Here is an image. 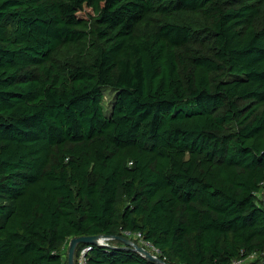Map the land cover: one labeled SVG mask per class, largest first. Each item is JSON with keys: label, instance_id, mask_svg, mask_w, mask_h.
I'll use <instances>...</instances> for the list:
<instances>
[{"label": "trees", "instance_id": "16d2710c", "mask_svg": "<svg viewBox=\"0 0 264 264\" xmlns=\"http://www.w3.org/2000/svg\"><path fill=\"white\" fill-rule=\"evenodd\" d=\"M263 193L264 0H0V264H230Z\"/></svg>", "mask_w": 264, "mask_h": 264}, {"label": "water", "instance_id": "95a60500", "mask_svg": "<svg viewBox=\"0 0 264 264\" xmlns=\"http://www.w3.org/2000/svg\"><path fill=\"white\" fill-rule=\"evenodd\" d=\"M115 239L121 240L126 245V247H130L136 250L150 261L157 262L158 264H166L161 259L151 254L147 249L136 244L133 240L123 239L120 237H103V236L80 237V238L72 239L70 241L69 249H68V264H75V253L79 244L95 245V244H100V242L102 241L115 240Z\"/></svg>", "mask_w": 264, "mask_h": 264}, {"label": "built area", "instance_id": "2783aa9c", "mask_svg": "<svg viewBox=\"0 0 264 264\" xmlns=\"http://www.w3.org/2000/svg\"><path fill=\"white\" fill-rule=\"evenodd\" d=\"M127 236H132V235L130 233H128ZM133 237L140 240L143 248H145L147 250L152 248V250H154V253H151V254H153L155 257H158L157 256L158 254L160 255L159 250L156 249L154 246H152L149 242L144 241L142 239L141 234H135ZM106 242L107 241H102V242H100V245H102V244L106 245ZM90 250H91V247H85L80 251V253L77 257V264H88L87 253ZM263 255L264 254L254 253L245 259L233 260L230 264H252V263L258 261L259 259H261L263 257Z\"/></svg>", "mask_w": 264, "mask_h": 264}, {"label": "rangeland", "instance_id": "374dc122", "mask_svg": "<svg viewBox=\"0 0 264 264\" xmlns=\"http://www.w3.org/2000/svg\"><path fill=\"white\" fill-rule=\"evenodd\" d=\"M105 96H106V97H105L104 104H105V107H106V109H107V108H109V104L111 103V100H112V98H113V93L110 92L109 90H107V91L105 92ZM261 199L264 200V193L261 195ZM131 239L133 240V239H136V238H135V237H132ZM148 251H149L150 253H154V250H152V248L148 249ZM67 252H68V248H67ZM157 256H159V254H158Z\"/></svg>", "mask_w": 264, "mask_h": 264}]
</instances>
